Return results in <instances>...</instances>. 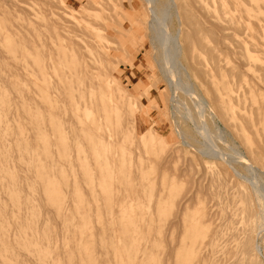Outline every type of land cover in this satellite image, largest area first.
Here are the masks:
<instances>
[{
  "label": "rangeland",
  "instance_id": "1",
  "mask_svg": "<svg viewBox=\"0 0 264 264\" xmlns=\"http://www.w3.org/2000/svg\"><path fill=\"white\" fill-rule=\"evenodd\" d=\"M92 1L0 0V90L8 96L7 107L0 103V119H6L10 126V132L8 130L3 140L6 154H0V166L6 157L10 170L8 174L12 175L13 180L9 182L7 176L0 180V204L4 206L0 211V230L5 228L7 240L4 242L8 245L11 262L39 264L34 253L25 251L27 249L22 244H17L20 240L17 239L19 223L29 233V238L34 240L30 242L47 248L51 254L47 255L49 263L76 264L77 252L89 247L91 258L86 263L92 261L93 264H129L120 261V257L129 251L136 252L133 264H264V207L255 190L250 188L249 180L234 174L229 165L221 164L214 156L202 155L193 147L184 145L178 138L170 110L171 102L167 99L168 92L162 81L164 78L155 63L145 6L132 5L131 0L129 4L127 0H121L116 10L120 15L112 16L108 9L117 0ZM217 9L216 15L224 26L226 23L223 20L229 17L226 12L228 7ZM259 16L253 12L249 22L244 20L243 25H237L246 26V31L240 32L239 27L240 30L229 36L227 42L231 43V49L245 45L241 39L247 33L254 34L253 28L259 23ZM124 17L134 27H130L129 22H123ZM113 20L121 25H116ZM250 22L253 25L250 26ZM205 31L195 32L189 27L183 30L195 40L192 47L195 58L210 67L207 57L197 45L198 42L204 46L215 44L214 33ZM97 33L101 36L109 33L108 37L112 38V41L104 42L109 47L106 50L108 56H96L85 48L95 45L94 36ZM121 37L122 40H119ZM239 44L241 46L237 47ZM186 53L182 52L186 58L184 65L188 62L189 53ZM61 55L68 61L61 62ZM99 56H103L102 59ZM229 57L225 56L224 59H233L232 55ZM39 66L45 67L46 76L51 79L47 88H43L45 92L42 91ZM83 69L90 71L89 75ZM247 71L246 75H258L255 71ZM100 72L103 77L99 76ZM61 75L60 83L52 82L54 76ZM100 78L113 80L118 92L124 96L115 100L116 109L105 105L108 108L104 110L99 102V91L94 89L92 99L98 104L94 110L91 109V113L85 104L88 98L86 82L96 84ZM70 80L73 84L84 82L86 88L83 96L74 98L77 113L72 119L67 117L71 103H66L64 110L58 107ZM38 86L40 91L37 93ZM39 93L46 95L47 104L38 102ZM125 96H130L128 102L124 100ZM186 119H183L181 126L194 131L195 121ZM80 121L85 124L83 131L79 129ZM93 121L97 122L100 138L93 129ZM214 123L215 128H221L217 120ZM16 128H20V131ZM85 130H89L90 134H86ZM19 132L23 134L19 135ZM86 135H89L90 142ZM40 136L45 140L42 141L43 145ZM59 137H64L60 146ZM233 139L236 146L229 145L243 152L249 144L250 147L262 144L264 133L257 136L251 131L247 134L245 146L237 142V137ZM22 140L28 143L25 150L28 153L20 147ZM219 144L223 146L222 142ZM42 146L47 149V154H40ZM19 147L21 151H18ZM31 155L45 158L44 168L40 170H47L46 181L42 182L39 178L38 168L28 169L26 159ZM224 164L231 170L230 174ZM236 167L246 173L240 162ZM253 179L250 178V181ZM11 185L15 191L5 194ZM55 186L60 189L62 198L60 209H63L58 212L59 215L44 198L45 192ZM14 196L21 197L20 222L16 221L13 212ZM4 236L2 232L0 243ZM2 252L0 264H4L1 261Z\"/></svg>",
  "mask_w": 264,
  "mask_h": 264
},
{
  "label": "bare ground",
  "instance_id": "2",
  "mask_svg": "<svg viewBox=\"0 0 264 264\" xmlns=\"http://www.w3.org/2000/svg\"><path fill=\"white\" fill-rule=\"evenodd\" d=\"M90 1L93 2L92 0H89V2ZM114 1H113V3H114ZM119 1H121V0H117V2L114 5H112L113 7H110V8L108 7L109 8L108 10L110 11V14H112V16L120 13V12L117 13V11H116L120 7ZM129 1L130 0H127V3ZM132 1H133V3H132ZM136 1L137 2H134V0H131V4L133 5L135 3L136 6H145L144 10H145V12H148L147 15H149V19L146 22L148 23L147 28L149 29V32L151 33L150 34L151 44L154 46V52H153L154 54L153 55H154V59H155L157 69L160 70L159 72L161 73L162 77L164 78V80H162V81L164 82V84L166 86L165 88L167 89L168 95L166 93L165 94L168 97L167 98L168 101L171 102L170 104H171L172 108L170 107V110H172V117L176 123L175 124L176 125V133L178 135L180 142H182L184 145L191 146V148L193 147L194 149L199 151L202 155L203 154H205V155L210 154V155L214 156V158L219 159L221 161V164L226 163L227 165H229L231 170L234 172V174H237V176H240V178L249 180V182L251 184L250 188H253V190H255L257 198H259L262 201L263 207H264V140H263L262 144L259 143V145L255 146V147H250L251 144H249V146H245V143L247 144V142H245V139L247 137V134L249 135L251 133V131H253V133L257 136H259V134L262 132L264 133V30H263L264 29V0H136ZM85 2H86V0H85ZM90 4H89V6H90ZM95 4L96 3H94V5ZM105 4H108V3H105ZM101 6H103V5H101ZM101 6H99V7H101ZM127 6L129 7V5H127ZM221 6L228 7V10L226 12L229 13V17L227 18V20L226 19L223 20L224 17L222 19L223 22L226 23V25H224V26L222 25V23L220 21V17H218V15H216L217 14L216 10H218L217 8H220ZM82 7H83V5H82ZM104 8H106V7H104ZM85 9L87 10V8H85ZM89 11L91 12V10H89ZM97 11H98V9H97ZM80 12L81 11H79V13ZM93 12H94V10H92V13ZM101 12H99V13H101ZM220 12L221 11H219L218 13H219V16H221V18H222V15H220L221 14ZM253 12H257L260 15L257 18V20L259 21V23L257 24L258 26L255 25L256 27L253 28L254 34L253 33H247L246 36H244V38L241 39L242 42H244L243 44H245V45L241 46L240 45L241 41H239L240 44L237 45V47H239V46H241V47L237 48V49L235 48L236 50L231 49L230 48L231 43L229 44L227 42L230 39L229 36L231 34L235 33L234 31H237L238 29L240 30L239 27H241L243 25L242 23H244L243 22L244 20H247L249 22L250 21L249 17L253 16ZM98 14L96 16H98ZM108 16H110V15H108ZM91 17H94V16H91ZM113 21L116 25H119V24L121 25V23L117 24L116 20H113ZM122 21L123 22H129L125 17L123 18ZM89 23H92V21ZM89 23H88V25H89ZM240 23L242 25L238 27L237 25ZM129 25H131L130 22H129ZM251 25H253V24L251 23L250 26ZM94 27H96V26H94ZM99 27H101V26H99ZM102 27H103V25H102ZM130 27H134V25L133 26L131 25ZM172 27H173V29H172ZM186 27H189L190 29H194L195 32L196 31L201 32L203 30H206V31H210V32L214 33V35H215L214 36V42H215L214 45H212V46L205 45L204 46V45L200 44L199 42L197 44L198 48L204 53L205 57H207V60L210 64V67H208L209 66L208 64L206 66L203 63H201V60H198L195 58V56L193 54L194 49L192 48L195 44L194 43L195 40H192V38L188 35V33L183 32V30H185ZM244 28L241 27L240 32L246 31ZM96 29L100 30L99 28H96ZM102 29H103L102 31H104V28H102ZM109 29L107 30L108 32H109ZM242 29H244V30L242 31ZM115 30L116 29L114 28V32H116ZM171 30L173 32H171ZM205 32H203V36H204ZM240 32L238 31V33H240ZM94 33H95V31H94ZM200 35H202V34L200 33ZM108 36H109V33L102 34V36H101V34L97 33L94 36L95 40H96V43L94 42L95 45H93V46L88 45L85 48H87V51L89 53H93L96 56L97 55H106L107 54L106 50L109 47L104 42L105 41L108 42L112 39V38H109ZM204 37H206V34ZM231 37H232V35H231ZM119 40H122V37ZM238 40H240V39H238ZM232 41H234V40H232ZM83 42L88 43L89 41L87 42L84 40ZM83 44H85V43H83ZM88 44H92V43H88ZM211 44H213V43H211ZM62 49H63V47H62ZM66 49H67V47H66ZM238 49H240V50H238ZM71 50H73V49H71ZM187 50H188V52H187ZM184 51H185V53L187 52L186 54L189 53L188 54L189 56L185 54V56H188V58H187L188 62L185 65L183 64V62L186 61V58L184 59V57L182 56V52H184ZM64 52H66V51H64ZM75 53H77V52H75ZM62 54L64 55L63 51H62ZM228 54H230L229 56H231V55L233 56L232 60H228L231 58L228 56ZM74 55L76 56V54H74ZM106 56H108V55H106ZM225 56L229 57L227 59V61L225 60L226 58L224 59ZM64 57L65 56L61 55V59H62L61 62L68 61ZM99 57H97L98 60H100ZM101 57H103V56H101ZM57 60L59 61L60 59H57ZM95 62L96 61H94V63ZM99 63H100V61H99ZM76 65H77V63H76ZM86 67L87 66H85V68ZM89 69H90V67H89ZM109 69H110V66H109ZM247 69H248L247 72H249V70H252V71L257 72L258 75L257 76H251L249 74L246 75L245 71ZM83 70H84V72H87V71H85V69H83ZM97 70H99V69H97ZM38 71L41 74V76H40L41 82L43 83L42 89L44 87L46 89L48 84L51 82V79H49L46 76L47 73L45 72L46 69L44 66H39ZM71 71L72 70H70V72ZM88 72H90V71H88ZM88 72H87V74L89 75ZM74 73H77V71ZM78 74H80V73H78ZM83 74L84 73H82V75ZM100 74H101V72L99 73V76L103 77ZM94 75H96V74H94ZM244 76H245V78H244ZM35 77H36V75H35ZM83 77H84V75H83ZM62 78H63V75L54 76V79H52V82L55 81L54 82L55 84L60 83ZM89 78H91V77H89ZM107 79H109V78H107ZM107 79L101 80V78H100L99 82L96 84H95V82H93V83H91V82L87 83L86 82V85L88 84V86H86L88 98H87V101L85 104L88 105L89 110H91V109L94 110V108H96V106L98 104V103L96 104V101H94L92 99L93 90L96 88L99 91V95H98L99 102L101 103L100 105L103 106V109L108 108V107H110L112 109H116L117 103L114 104L116 102L115 100L117 98L124 96L123 93L118 92L117 84L115 82H113L112 79H110L112 81H109ZM16 81H18V80H16ZM155 81H158V80H155ZM78 82H80V81H78ZM76 83L74 82V84H73V81L70 80V83L68 84V86L66 88H64V94H63L64 98L62 100H60L61 105H58V107H63V110H64L65 109L64 105L66 103L67 104L71 103L70 108H68L69 111L67 114V117L69 116L71 119L73 117H75V114L77 113V110H75V104H74L75 96H83L85 94V91H86L84 82H83V84L80 82L82 84L81 87H80V83L79 84L78 83L76 84ZM13 84H14V82H13ZM13 84L11 86H13ZM35 84H37V83H35ZM14 87H16V86H14ZM35 87H36V85H35ZM37 88L38 89L36 90V92L40 91L39 90L40 86H38ZM155 88H156V86H155ZM163 89H164V87H163ZM18 91H19V88H18ZM20 91H21V88H20ZM42 91L45 92L44 89ZM46 92H48V91H46ZM42 93L41 94L39 93L40 95L38 96L39 97L38 102L44 101L46 103V100H45L46 95L42 94ZM20 95H22V94H20ZM18 96H19V94H18ZM49 96L50 95H48V97ZM7 97L8 96L6 95V92L5 91L2 92L0 90V103L3 104L4 107L6 106ZM125 97H126V99L124 98V100L128 102L130 100V96L129 97L125 96ZM52 104L51 105L48 104V105L52 106ZM105 105L106 106L108 105V107H106ZM29 110H30V108H29ZM92 110H91V113H92ZM26 113H24V114H26ZM78 113H80V110L78 111ZM49 114H52V113H49ZM22 116H24V115H22ZM184 118L185 119L186 118H192L195 121V123L193 121L194 129H195L194 131L190 132L187 128H185V126H183V125L181 126V123L183 122ZM5 120L6 119H4V118L0 119V154H6V151L4 149L5 146L3 144V140L6 137V134H7L9 127H10L7 125ZM214 120H217L218 123L221 124V128H218V127L215 128L213 126L215 124ZM80 122L81 123H79V124H80L81 128H79V129H80V131H83L84 130L83 127L85 126V124L83 121H80ZM96 123H95V121L92 122L93 129H95V131L97 132V136L100 138L99 128H98ZM17 124H16V126H17ZM188 124H189V122H188ZM39 125H40V123H39ZM19 126H17V127H19ZM55 126H57V125H55ZM19 129H17V130H19ZM53 129H55V128L53 127ZM12 131H13V129H12ZM23 131H25V130H23ZM9 132H10V130H9ZM38 132H40V131L38 130ZM85 132H87L86 134H90L89 130H85ZM21 133L22 132H19L18 134L21 135ZM215 133L218 135H216ZM113 136H114V134H113ZM234 136L237 137V142L238 141L242 142L241 145L245 146V149L243 150V152L239 151L235 147H232L235 145L234 144L235 142L233 139ZM21 139H22V137L20 138V140ZM27 139H25V140H27ZM39 139L41 141V144H42V141H45L43 139V136H40ZM62 139H60V137L58 139V145L59 146L62 145L61 144L62 142H60V141H62ZM86 139L88 142H90L89 135H86ZM18 140H19V138H18ZM259 141L261 142V139ZM14 142H16V141H14ZM26 142L27 141L24 142V140H22L21 146L19 145L20 147H22L23 151L27 150V148H28V143H26ZM46 142L48 143L47 140H46ZM219 142H222L223 146H221V144H219ZM16 144H17V142H16ZM229 144H232V146ZM32 145H34V143H32ZM238 145H239V143H238ZM16 147H18V146H16ZM20 147L18 148L19 149L18 151H21ZM35 147H36V145H35ZM39 148H41V147H39ZM65 149L63 151H65ZM41 150H42V152L40 154H45L47 151V149L45 150V148H43V146H42ZM193 152H195V151H193ZM26 153H28V152H26ZM197 154H199V153H197ZM207 158H208V156H207ZM2 159H3V157H2ZM44 159L45 158H43V157L41 158V157H38L35 155H31L28 157V159H26L27 160V162H26L27 166H29L28 169L29 168H38V172H39L38 175H39V178H41L42 182L46 181L47 174H48L47 170H45L44 172H42L40 170V169L44 168V162H43ZM238 162H240V164H242L246 173L241 172L236 167ZM226 164H224V166L228 167ZM25 168H27V167L25 166ZM228 170H229V167H228ZM231 170H229L228 174H230ZM9 171L10 170L7 166L6 157H5V159L2 160V163L0 166V180H3V177L7 176L9 179L8 181L12 182L13 181L12 175L8 174ZM11 172H12V170H11ZM252 176L254 177L255 181L253 179L251 182L250 178H253ZM13 179H14V176H13ZM16 180H17V177H16ZM15 182L16 181H14V184H15ZM242 182H243V180H242ZM12 185L7 190H5L6 191L5 194H8L10 192L15 191V187ZM59 190L55 186L50 191L45 192V195H44L46 203L50 207H52V209L57 213V215H59L58 212H60V210L63 209V208L60 209V202H62L60 200L62 198L60 197L59 192H61V191H59ZM126 191H128V194H131V192L129 190H126ZM20 199H21L20 196H14L12 198V200H13L12 201L13 212L17 218L16 221L19 220V222H20V218H21L20 212L22 211ZM1 203H3V202H1ZM184 205H185V203H184ZM183 208L185 210V206ZM3 209H4V206L0 204V211L1 210L3 211ZM175 211H176V209H175ZM5 212H7V211L5 210ZM33 213H34V215H37L36 211H33ZM0 217H1V214H0ZM26 217H28V213H27ZM261 218H262V216H261ZM260 222H262V221H260ZM17 224H18L17 228H18V236H19V237H17V239H20V240H18L17 244L19 246H21V244H22V247L27 249L25 251L34 253V255H35L34 257H36V259L39 261V264H57L55 262L49 263L50 262V261L48 262L49 259L47 260V255L49 253L47 248L41 247L38 243L34 244L33 242H30V241H34V240L29 238V233L27 231H25L19 223H17ZM5 226H7V225H5ZM2 232L5 234V236L2 240V242L0 243V251L3 250V252L1 253V256H2L1 261L4 264H14L11 262V260L9 258L10 255L8 256V253H9L8 245L4 242L7 240L5 228L3 230H0V236H1ZM125 236H126V233H125ZM23 239H24V241L22 242ZM134 243H136V242H134ZM84 246L85 245H82V247H84ZM258 247H259V245H258ZM137 249H138V245L135 246V250H137ZM64 252H66V251H64ZM77 256H78V262L76 264H93L92 261H88L86 263V261L91 258L90 257L91 253H89V247L85 248L84 250L83 249L79 250L77 252ZM135 256H136L135 251H129L127 253V255H122L120 257V259H121L120 261L128 262L129 264H133L134 260H135ZM69 258H70V256H69ZM46 260H47V262H46ZM68 262H69V260H68Z\"/></svg>",
  "mask_w": 264,
  "mask_h": 264
}]
</instances>
